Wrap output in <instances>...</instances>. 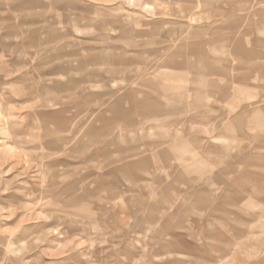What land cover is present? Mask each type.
<instances>
[{
    "label": "rangeland",
    "instance_id": "1",
    "mask_svg": "<svg viewBox=\"0 0 264 264\" xmlns=\"http://www.w3.org/2000/svg\"><path fill=\"white\" fill-rule=\"evenodd\" d=\"M0 264H264V0H0Z\"/></svg>",
    "mask_w": 264,
    "mask_h": 264
}]
</instances>
